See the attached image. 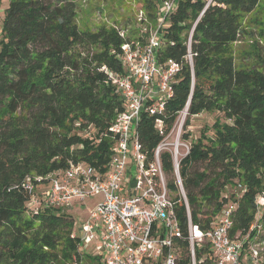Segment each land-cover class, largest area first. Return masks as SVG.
<instances>
[{"label":"trees","instance_id":"trees-1","mask_svg":"<svg viewBox=\"0 0 264 264\" xmlns=\"http://www.w3.org/2000/svg\"><path fill=\"white\" fill-rule=\"evenodd\" d=\"M258 1L175 0L161 26L158 62L163 66L173 59L180 69L163 111L158 115L142 111L137 129L151 153L161 139L155 120L161 119L168 131L187 101L183 139L189 137L192 116L206 111L223 118L190 141L179 167L191 220L201 229L234 200L233 231L246 232L255 217L256 197L264 196V59L237 63L232 47L241 34L243 15ZM143 6L155 21L157 0H143ZM114 24L81 27L74 0H7L3 8L0 264H103L98 255L81 253L67 207L31 208L24 193L6 187L26 174L45 176L70 164L107 170L115 144L109 127L124 108L110 75L124 73L121 45L145 39L141 32ZM161 156L184 227L186 210L171 156L167 151ZM199 161L205 168L191 170ZM238 183L245 187L240 195L234 190L227 195L225 188L237 189ZM198 255L205 256L199 264H210L206 247Z\"/></svg>","mask_w":264,"mask_h":264},{"label":"built area","instance_id":"built-area-1","mask_svg":"<svg viewBox=\"0 0 264 264\" xmlns=\"http://www.w3.org/2000/svg\"><path fill=\"white\" fill-rule=\"evenodd\" d=\"M174 1H160L154 29L143 23L144 15L140 14L138 19L144 24L140 30L145 39L121 45L124 73L110 77L117 85L124 108L109 127L115 144L107 170L100 171L84 163L70 164L45 176L26 174L9 184L6 190L24 193L28 197V206L36 209L67 207L74 198L84 200L91 194L101 193L102 199L89 209L77 237L79 243L99 241L103 264H199L205 258L198 255L202 247L209 252L210 264H263L262 194L256 197L255 217L244 233L233 231L237 207L234 200L221 207L206 229L191 220L179 171L181 159L190 146V142L181 137L189 101L178 112L168 131L161 119L155 120L161 139L151 153L139 138L137 125L142 111L151 115L163 111L165 100L172 95L175 74L180 69V64L173 59L161 66L156 55L161 26L174 9ZM120 33L123 35L125 30ZM186 58L191 60L190 52ZM163 151L171 156L178 194L184 202V227L175 211L178 200L167 185ZM236 187L240 193L245 188L242 183Z\"/></svg>","mask_w":264,"mask_h":264},{"label":"rangeland","instance_id":"rangeland-1","mask_svg":"<svg viewBox=\"0 0 264 264\" xmlns=\"http://www.w3.org/2000/svg\"><path fill=\"white\" fill-rule=\"evenodd\" d=\"M161 0H157L160 7ZM76 3L77 21L81 27L94 29L102 22L117 23L118 27L135 31L136 34L140 33L143 25H147L151 29L157 26L158 17L155 21L147 15L143 0H74ZM7 4V0H0V27L3 16V8ZM142 14L144 21L142 24L138 16ZM233 53L236 57V62L245 63L257 57L264 59V0H259L258 4L248 13L244 14L241 20V34L239 39L232 45ZM220 118L221 115L217 112L203 111L189 120L187 130L190 133L187 138L189 143L197 137L205 127H210L215 119ZM184 126V125H183ZM205 168V163L199 161L192 165L191 170L202 171ZM226 194L229 195L234 190H238L232 185L225 188ZM102 199L101 193L91 194L85 197L84 200L74 198L67 206V213L74 218L73 232L74 235L80 236L78 228L87 220L89 209H93L95 205ZM264 229V221H263ZM264 237V233H263ZM79 249L84 255L99 256L100 261L103 258V253L100 248L98 240L81 241ZM86 256L82 257L85 260ZM92 262L95 258L89 257Z\"/></svg>","mask_w":264,"mask_h":264}]
</instances>
